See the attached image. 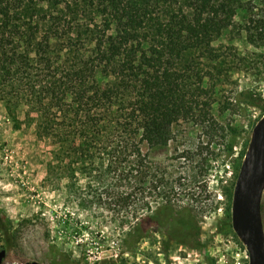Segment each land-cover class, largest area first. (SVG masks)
I'll return each mask as SVG.
<instances>
[{
  "label": "trees",
  "instance_id": "obj_1",
  "mask_svg": "<svg viewBox=\"0 0 264 264\" xmlns=\"http://www.w3.org/2000/svg\"><path fill=\"white\" fill-rule=\"evenodd\" d=\"M224 34L261 51L223 56L213 44ZM234 60L239 72L264 70V0H0V101L16 123L25 107L36 138L53 146L48 184L65 181L81 209L101 204L97 191H110L114 220H136L124 234L128 251L152 235L150 223L193 222L186 210L174 211L175 184L165 175L154 215L138 212L151 210L137 199L146 181L151 190L161 185L142 145L161 153L177 123L212 121L217 87ZM257 97L246 89L235 102L256 107ZM228 132L225 158L239 131ZM233 187H225L229 199ZM176 230L187 238L188 229Z\"/></svg>",
  "mask_w": 264,
  "mask_h": 264
},
{
  "label": "rangeland",
  "instance_id": "obj_2",
  "mask_svg": "<svg viewBox=\"0 0 264 264\" xmlns=\"http://www.w3.org/2000/svg\"><path fill=\"white\" fill-rule=\"evenodd\" d=\"M227 39L224 34L213 46L230 59L246 50L261 51L243 37ZM227 62L210 107L212 121L177 123L171 129L172 141L161 153L149 155L142 145L161 185L151 190L152 183L146 181L137 199L143 198L151 210L138 212L143 217L154 215L165 175L175 184L168 194L174 211L186 210L183 215L193 222L181 216L176 225L150 223L152 235L131 251L125 249L123 239L136 220H114L106 200L110 191H97L93 196L101 204L81 209L69 198L65 181L48 184L46 165L53 146L36 138L35 121L25 119V107L18 108L16 123L0 101V248L6 249L2 264H249L247 250L232 228V199L225 187L235 183L253 127L264 115V70L250 75L236 69V60ZM246 89L258 95L256 107L237 106L236 93ZM228 127L239 132L232 139L234 155L225 158L231 139ZM262 219L264 223V192ZM177 228L188 229L187 238H181Z\"/></svg>",
  "mask_w": 264,
  "mask_h": 264
},
{
  "label": "water",
  "instance_id": "obj_3",
  "mask_svg": "<svg viewBox=\"0 0 264 264\" xmlns=\"http://www.w3.org/2000/svg\"><path fill=\"white\" fill-rule=\"evenodd\" d=\"M264 115L255 124L244 159L240 165L231 201L232 228L244 244L249 264H264ZM6 251H0V264ZM24 264H41L35 261Z\"/></svg>",
  "mask_w": 264,
  "mask_h": 264
},
{
  "label": "flooded vegetation",
  "instance_id": "obj_4",
  "mask_svg": "<svg viewBox=\"0 0 264 264\" xmlns=\"http://www.w3.org/2000/svg\"><path fill=\"white\" fill-rule=\"evenodd\" d=\"M1 250H5V251H6V249H4L3 247H2V248H0V251H1Z\"/></svg>",
  "mask_w": 264,
  "mask_h": 264
}]
</instances>
